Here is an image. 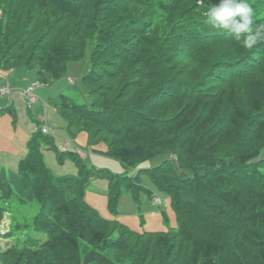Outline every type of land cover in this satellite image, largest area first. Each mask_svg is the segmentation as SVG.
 I'll return each instance as SVG.
<instances>
[{"label":"trees","instance_id":"obj_1","mask_svg":"<svg viewBox=\"0 0 264 264\" xmlns=\"http://www.w3.org/2000/svg\"><path fill=\"white\" fill-rule=\"evenodd\" d=\"M249 2L264 23V0ZM13 3L0 0V67L36 62L39 76L58 78L92 46L90 106L65 94L56 106L70 133L85 130L137 173H96L65 150L80 174L56 176L40 141L53 149L52 137L38 130L19 172L0 166V225L12 202L39 205L30 222L14 225L13 216V228L0 232L13 237L25 227L27 236L0 253L2 263L117 264L111 253L130 258L141 248L144 260L133 263L182 264L188 245L185 264H264V43L249 50L210 27L204 11L218 0ZM143 172L169 194L178 226L137 232L116 218L123 188L137 196ZM90 174L108 178L115 217L88 203Z\"/></svg>","mask_w":264,"mask_h":264},{"label":"rangeland","instance_id":"obj_2","mask_svg":"<svg viewBox=\"0 0 264 264\" xmlns=\"http://www.w3.org/2000/svg\"><path fill=\"white\" fill-rule=\"evenodd\" d=\"M26 1L28 0H14V6L11 8L16 10ZM156 23L161 26L160 31L162 30V32L170 28L168 18L162 15L159 16ZM91 47L88 46L80 58L69 60L65 75L58 78H53L49 72H45L44 76H39L40 67L36 62L30 65H20L11 70L0 67V166L4 167L8 174L19 172V158L28 151V144L32 136L40 129L43 131L45 127L47 130L44 131L52 137L55 148L48 149L42 136L40 141L43 144V159L54 175L80 174L81 165L77 163L75 157L63 152L65 150L74 152L85 168H91L96 173H100L99 170H105L106 173L130 177L137 173V170L126 167L120 159L106 153L107 144L105 142L90 143L88 133L85 130L74 128L70 133L67 119L56 106L60 101L61 94L72 97L80 104L90 106L92 100L84 77L92 69ZM30 86L36 87L34 94L37 99L29 107L23 91ZM2 88H8L11 94L1 95ZM8 107H11L12 112ZM261 145L264 149V144ZM171 158L177 159L174 155ZM162 159L163 156H160L153 161L158 163ZM154 162L148 163L147 167H151ZM90 175L92 179L86 191L88 203L101 216L105 218L115 217L109 208L108 178ZM140 179L143 188L140 189L137 196L123 188L118 201L116 218L137 232L167 230L169 227L178 226V218L172 207L169 194L156 187L146 173L143 172ZM157 197L163 202L160 206L154 202V198ZM12 206V214L6 213V218L0 225V231L6 232L17 223L24 226L27 222L26 219L30 222L29 218L39 208L38 203L32 206L17 200L12 202ZM13 216L16 217L14 220L16 223L11 227ZM25 231L26 228L23 227L13 237L0 235V253L14 243H22L27 237L23 234ZM32 234L41 238V241L47 239L46 235L42 236L34 232ZM116 234L118 235V233ZM187 246L183 251L182 264L186 262ZM110 256L113 260L117 259L116 256L120 259L116 260L117 264L119 262L120 264H139L138 262L133 263L134 260L137 258L140 262L144 260L142 259L141 248L134 253V257L129 258L126 250L115 251ZM0 264H3L2 261Z\"/></svg>","mask_w":264,"mask_h":264},{"label":"clouds","instance_id":"obj_3","mask_svg":"<svg viewBox=\"0 0 264 264\" xmlns=\"http://www.w3.org/2000/svg\"><path fill=\"white\" fill-rule=\"evenodd\" d=\"M205 22L222 30L246 49L264 43V23L256 24L255 9L249 0H218L204 11Z\"/></svg>","mask_w":264,"mask_h":264},{"label":"built area","instance_id":"obj_4","mask_svg":"<svg viewBox=\"0 0 264 264\" xmlns=\"http://www.w3.org/2000/svg\"><path fill=\"white\" fill-rule=\"evenodd\" d=\"M35 89H36L35 86H30L28 89H25L23 91V94L25 95V97L27 99L29 107L32 104V102L37 99L36 95L34 94ZM4 94L10 95L11 91L8 88H2L1 89V95H4ZM44 130H47V127H45ZM154 202L156 205H159V206L163 203L162 200L158 197L154 198Z\"/></svg>","mask_w":264,"mask_h":264},{"label":"crops","instance_id":"obj_5","mask_svg":"<svg viewBox=\"0 0 264 264\" xmlns=\"http://www.w3.org/2000/svg\"><path fill=\"white\" fill-rule=\"evenodd\" d=\"M27 152H28V151H27ZM27 152H26V154H27ZM26 154H25V155H26ZM25 155H23L22 157H20V158H19V161H20V159H22ZM0 232H3V231H0ZM0 261H1V258H0Z\"/></svg>","mask_w":264,"mask_h":264}]
</instances>
